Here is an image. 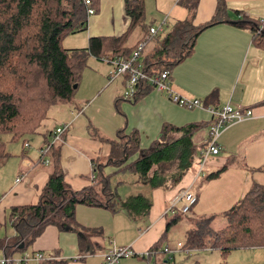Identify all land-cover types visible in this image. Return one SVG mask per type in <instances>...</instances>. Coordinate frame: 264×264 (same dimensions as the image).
<instances>
[{
	"label": "crops",
	"instance_id": "crops-1",
	"mask_svg": "<svg viewBox=\"0 0 264 264\" xmlns=\"http://www.w3.org/2000/svg\"><path fill=\"white\" fill-rule=\"evenodd\" d=\"M89 1L91 7H95H92L95 13L87 15L83 30L66 36L67 40L63 39L66 41V50L86 48L91 38L119 37L128 31L125 0ZM147 2H144L143 24L148 28H157L148 22L155 11L147 12ZM189 2L194 5L191 10L186 6ZM224 2L228 8L225 22L201 32L191 55L169 70L172 90L182 97L200 99L203 108L187 110L179 107L169 100L166 93L154 91L146 82L137 86L134 97L129 100L124 97V78L110 79L112 67L91 58L105 65L102 69L94 66L102 74L88 67L101 89L98 86L92 97L87 99L86 96H80L79 83L72 105H52L46 112L47 122L54 123L52 127L48 125L49 129L65 127L66 131L59 142L51 144V136L48 143L54 147L52 161L58 163L64 173V181L73 191L88 188L91 185L90 177L94 176L92 163L106 164L111 153L108 143L90 136L89 125L106 139L113 140L122 128L134 130L140 139V149L144 150L151 148L155 142L162 141L170 146L183 138L184 133L179 131L166 132L161 138L166 126L176 130L191 125L196 127L190 133L189 151L194 152L187 155V160L179 161L180 156H177L172 161H163L153 167L150 176L156 174L162 180L159 187L132 183L135 176L131 173L118 171L117 167L110 164L103 167L105 175H112L111 186L121 200L135 194L148 198L151 203L148 215L132 219L122 209L111 212L105 208L77 205V224L102 234V237H91L93 251L89 247L80 251L79 234L47 226L30 246L22 250H7L0 244V261L5 258L14 261L28 258L27 262L20 264H42L34 259L35 254L40 253L45 257L55 256L57 261L50 264H101L103 255L117 246L131 248L136 254L131 258L148 263L147 259L140 256L147 254L158 240L163 239L162 247L172 251L177 249V243H181L176 242L173 246L172 242H168V222L165 217L169 214L172 199L182 190H189L197 198L189 211V219L193 220L190 225H195L200 219L213 217L217 212L228 213L229 207L238 205L254 185L264 182V45L256 42L250 29L237 25L238 21L245 19L264 20V0ZM165 4L169 6L164 0H158V5L163 6L164 10L167 9ZM183 6L179 12L180 19L173 24L164 18L159 19L163 20L162 25L165 24L163 32L154 36L157 38L148 40L146 53L156 49L158 41L170 33L177 22L190 19L195 26L209 22L215 14L217 0H184ZM146 32L134 29L129 34L128 44L135 46ZM112 100L115 110L111 105ZM225 104L248 108L252 116L220 134L219 153L207 159L204 166L206 172L198 175L197 171H190V168H195L199 162V150L207 139L210 115L206 108ZM78 108L80 111H77ZM0 141L6 155L0 159V230H5L0 233V243H11L16 239V232L10 222L11 209L36 204L52 166L38 161L39 150L45 142L42 134L27 135L24 142L2 135ZM21 173L23 177L17 182ZM180 175L179 182L173 184L172 181ZM181 206L178 204V207ZM145 219H148V229L140 233L139 222ZM7 225L11 226L9 233L6 231ZM249 249L251 253L248 256L247 252H242L244 249L228 254L231 257L236 253H244L231 264H264V247ZM162 257L165 259L168 255Z\"/></svg>",
	"mask_w": 264,
	"mask_h": 264
},
{
	"label": "trees",
	"instance_id": "trees-1",
	"mask_svg": "<svg viewBox=\"0 0 264 264\" xmlns=\"http://www.w3.org/2000/svg\"><path fill=\"white\" fill-rule=\"evenodd\" d=\"M144 2L145 0H125L124 11L129 19V27L124 35L91 38L86 48L66 50L61 47V40L84 29L86 10L91 7L85 5V0H0V136L8 135L11 140L24 142L27 135L42 134L45 137L44 146L48 145V139L56 128L49 129L46 112L52 105L73 104L77 89L73 86L79 85L81 72L87 66V61L90 58H127L138 43L146 40L149 28L143 24ZM186 6L190 10L194 8L191 2ZM92 7L95 9L93 5ZM227 13L224 0H217L215 14L209 22L199 26L193 25L190 19L177 22L170 33L158 41L156 49L146 53L145 45L139 60L145 73L154 76L164 70H171L191 55L199 34L225 22ZM237 23L239 27L250 29L256 42L264 45V26L259 24V20L245 19ZM137 28L147 32L135 46H131L128 44V37ZM34 117L43 118L41 126L29 125ZM19 119L20 124L24 122L23 127L15 125ZM193 129L196 127L192 125L181 130L166 126L161 138L171 131L184 133L183 138L170 146L162 141L155 142L151 148L144 150L140 149V139L134 130L122 128L113 140L106 139L89 125L90 136L108 143L111 153L106 164L92 163L94 176L90 177L91 185L81 191H73L66 184L62 169L57 162L52 161L54 147L50 146L46 159L52 169L38 201L34 205L11 209L10 222L16 232V239L11 243L0 244L7 250H22L30 246L45 227L55 226L60 231L68 229L79 234L80 251L87 247L93 251L91 237H102V234L98 230L82 228L77 224V205L105 208L111 212L122 209L134 219L147 216L151 204L148 198L140 194L120 200L111 186L112 175H105L103 167L110 164L117 167L118 171L131 173L135 176L132 183L147 184L150 188L159 187L162 180L156 174L151 177L150 172L159 163L172 161L177 156H180L179 161L183 162L185 158L187 160V155L194 152L189 151L190 133ZM204 145L205 142L199 151ZM136 155L137 158L134 159ZM5 156L0 141V159ZM38 161L42 159L39 158ZM180 178L181 175L172 183H178ZM177 217H174V223ZM208 221L209 218L200 219L194 229L187 230L186 244L181 251L188 253L208 248L225 256L236 250L264 247V182L254 185L239 204L226 213L225 227L212 233L210 244L205 243V236L199 229L202 223L206 225ZM162 241L163 239L158 240L149 248L148 257H142L147 259L148 264L152 254H163L164 249H167L162 247ZM175 255L155 262L174 264ZM50 263L53 262H42Z\"/></svg>",
	"mask_w": 264,
	"mask_h": 264
},
{
	"label": "built area",
	"instance_id": "built-area-1",
	"mask_svg": "<svg viewBox=\"0 0 264 264\" xmlns=\"http://www.w3.org/2000/svg\"><path fill=\"white\" fill-rule=\"evenodd\" d=\"M85 5L89 6L90 1L85 0ZM94 13L95 11L93 8L87 7V15H92ZM259 24L261 26H264V20H259ZM162 32V26L158 28H149V33L146 40L138 43L131 55L127 58L121 56L115 58H103L101 61L105 62L106 64H109L112 67L110 79L115 77L124 78V97L129 100L134 97L137 86L143 82H146L149 86L152 87L154 91L158 93H166L169 100L179 107H182L187 110L203 108V103L200 99H190L182 97L172 90L169 71L164 70L157 75L149 76L145 73L143 67L139 63L141 52L144 49L148 40ZM206 111L210 115V123L208 125V134L207 139L205 140L204 148L200 151V167L198 175L202 173L203 168L206 165L207 159L210 156H215L219 153L220 147L218 145V138L220 134L228 127L243 122L252 116V112L250 109L242 107H233L229 104H225L222 107L206 108ZM65 131V127H57L54 133L52 134L51 144L59 142L61 139V135ZM25 148H27V144H25ZM49 149L50 145L48 144L40 148L39 150V156L42 159L41 162L44 165L49 164L48 160L46 159ZM22 177L23 174L21 173L17 177L16 181H20ZM196 201L197 198L192 192H190L189 190H182L177 196L172 199L170 207L168 209V213L174 216L177 215L178 211H180L181 213H188L191 207L196 203ZM178 204H182V206L178 207ZM163 253H166L170 257L173 256V251L169 249H164ZM149 255L150 253L148 252L147 254L141 255L140 257H148ZM135 256L136 254L129 247L113 246L107 251V253L103 255L101 264H118L121 259H127ZM27 259L28 258H23L22 261H14L12 259L5 258L0 261V264H20L27 262ZM34 259L41 263L46 261H57L55 257L47 258L40 253L35 254Z\"/></svg>",
	"mask_w": 264,
	"mask_h": 264
},
{
	"label": "rangeland",
	"instance_id": "rangeland-1",
	"mask_svg": "<svg viewBox=\"0 0 264 264\" xmlns=\"http://www.w3.org/2000/svg\"><path fill=\"white\" fill-rule=\"evenodd\" d=\"M164 1L169 3V6L168 5L166 6V4L164 5L167 7L166 10L163 9V6L158 5V0H156V2L154 0H148L147 5H146L148 13L150 11L151 12L155 11V12H153L152 17H150L148 19V22L155 24L156 26L155 25L154 26L157 28L159 26H162V31L164 29L165 24L162 25L163 20L159 21V19L164 18L173 24L177 19H180L181 16H180L179 12L184 7L183 6L184 0H164ZM169 26L170 25H168V27ZM65 40H67V39H65ZM60 44H61V47L64 49V47L66 46V41H64L62 39ZM94 66H96L98 69H102L105 65L100 63V62L99 63H97L96 61L94 62L93 59L90 58L87 61V66L82 70L81 76H80V82L79 83L81 85H80L79 94H80V96H86L87 99L92 97V95L97 91L98 86L101 89L100 84L95 83L92 73H90V71H88V67H90L93 70L98 71L99 74H102ZM100 83H101V81H100ZM76 92H75L74 98L76 97ZM111 105H112V108L115 110L113 100L111 101ZM42 119L43 118H41V117H39V118L34 117L30 121L29 125H31V126L40 125L41 126L42 125ZM15 125L23 127L24 122L20 124V119H19L18 121L15 122ZM47 125L52 127V126H54V123L48 122ZM199 167H200V165L198 162L197 164H195V168L193 166L190 168V171H195V173L197 171V174H198ZM8 172L9 171H7L6 173H8ZM205 172H206V170L204 167L202 173H205ZM234 207H232V208H234ZM232 208L229 207V210H231ZM223 213H224V211H221V212H217L213 217L208 216L209 221L206 222V225H203L204 223H202L199 226L200 227L199 229L202 230L201 233H203L205 236L204 241L206 244H210L212 233H214L218 229H222L225 227V225H226V213L225 214H223ZM177 216H178L177 220H175L176 223H174V219H175L174 215L169 213L165 217L166 221L170 222L168 225V238H167L168 242H172L173 246H175L176 242H181V243H177V249L175 251H173V254H176L174 264H221V263L231 264V262L236 260L238 258V256H244L243 255L244 253H236V254H233L231 257H229L228 254H230L231 252L226 254L225 256H222L219 251L210 250L208 248L202 249V250H194V251L191 250L188 253L181 251L182 246L186 244L185 243L186 242L185 235L187 233V230L188 229H194L195 225H190V223L192 224L193 220L189 219L190 218L189 212L188 213H181L180 211H178ZM147 220L148 219H145L143 222L142 221L139 222V223H141L139 225L140 226V233H144L148 229ZM187 225H189L188 229H187ZM10 229H11V226L7 225V228H6L7 233H9ZM4 231L5 230H0V233L1 232L4 233ZM180 251H181V253H178ZM242 252H247L246 255L247 254L249 255L251 253V249H244ZM163 255L167 256L166 253L152 255L149 264H152L155 261L156 262L162 261ZM46 257L48 258V257H55V256L48 255ZM169 257L170 256H168L167 258H169ZM120 262H125L126 264H130L132 262H134L136 264H148L146 262L141 261L140 259L138 260V259H134V258L121 259Z\"/></svg>",
	"mask_w": 264,
	"mask_h": 264
},
{
	"label": "water",
	"instance_id": "water-1",
	"mask_svg": "<svg viewBox=\"0 0 264 264\" xmlns=\"http://www.w3.org/2000/svg\"><path fill=\"white\" fill-rule=\"evenodd\" d=\"M76 87H77L76 85L73 86L74 89H75ZM66 230H68V229H66Z\"/></svg>",
	"mask_w": 264,
	"mask_h": 264
}]
</instances>
